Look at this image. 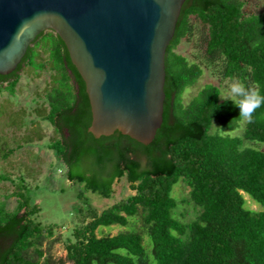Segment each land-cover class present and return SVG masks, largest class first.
I'll list each match as a JSON object with an SVG mask.
<instances>
[{
    "label": "trees",
    "instance_id": "16d2710c",
    "mask_svg": "<svg viewBox=\"0 0 264 264\" xmlns=\"http://www.w3.org/2000/svg\"><path fill=\"white\" fill-rule=\"evenodd\" d=\"M260 1L184 3L166 52L163 123L149 145L120 132L96 138L88 131L92 112L84 81L64 42L52 31L36 38L14 72L0 75V93L15 95L24 68L54 73L43 90L47 107L44 111L36 107L34 112L56 134L48 148L64 165L65 178L84 191L78 193L74 207L80 222L66 244L68 262L264 264V211L247 209L243 198L247 193L264 207V107L249 122L213 84L185 104L183 94L196 85L203 68L176 52L183 40L192 37L191 20L196 19L206 30L203 52L208 64L218 66L223 80H242L264 93V11L247 8ZM243 121L241 136L229 134ZM14 151L3 149L1 159L7 160ZM10 177L0 173L2 181ZM122 179L135 194L99 213L85 193L110 199L115 181ZM20 182H12L14 208L8 207L9 196L0 198V264H55L43 250L55 225L41 222V206ZM179 182L189 189L182 203L198 209L187 223L177 217L179 202L172 197ZM138 216L143 233L97 235L100 227H126ZM144 235L150 250L144 246Z\"/></svg>",
    "mask_w": 264,
    "mask_h": 264
},
{
    "label": "water",
    "instance_id": "95a60500",
    "mask_svg": "<svg viewBox=\"0 0 264 264\" xmlns=\"http://www.w3.org/2000/svg\"><path fill=\"white\" fill-rule=\"evenodd\" d=\"M186 1L0 0V75L52 31L84 81L88 131L149 145L163 123L166 52Z\"/></svg>",
    "mask_w": 264,
    "mask_h": 264
},
{
    "label": "rangeland",
    "instance_id": "374dc122",
    "mask_svg": "<svg viewBox=\"0 0 264 264\" xmlns=\"http://www.w3.org/2000/svg\"><path fill=\"white\" fill-rule=\"evenodd\" d=\"M247 8L252 12L264 11V0L251 2ZM191 24L192 37L183 40L176 52L186 56L191 62L202 65L203 75L195 86L187 89L183 94L185 104L208 84L220 86L221 92L226 91L225 80L221 78L218 66L208 64L204 57L203 39L206 30L196 19H192ZM20 76L15 95H9L7 91L0 93V155L3 149L4 151L15 149L7 160H2L0 156V173L11 174L9 181L0 180V198L9 196L8 207L14 208L16 200L10 196L14 190L12 182L17 184L22 179L27 195L42 208L41 222L44 225H55V234L53 238L44 241L43 250L55 264H61L60 261L71 264L66 260V244L71 238L73 228L80 222L74 216V207L78 193L84 191L82 186L71 184L65 178L64 165L60 164L53 151L48 148L50 140H53L56 134L52 126L34 112L36 107H40L42 111L47 107L43 90L52 82L54 73L49 70L35 72L30 67H26L20 72ZM244 125L245 121L240 123L239 129L229 134L241 136ZM113 188L114 193L110 199H104L92 192L85 193V196L100 213L135 194L126 179L115 181ZM188 191V187L182 182L176 184L172 190V197L179 202L177 217L186 223L194 220L198 213L194 205L182 203ZM243 198L247 209L264 211V207L247 193L243 192ZM142 225V220L138 216L130 219V225L126 227L119 225L100 227L97 235L113 236L132 230L143 233ZM144 246L146 250L151 249L150 240L146 235H144Z\"/></svg>",
    "mask_w": 264,
    "mask_h": 264
},
{
    "label": "clouds",
    "instance_id": "9594fccd",
    "mask_svg": "<svg viewBox=\"0 0 264 264\" xmlns=\"http://www.w3.org/2000/svg\"><path fill=\"white\" fill-rule=\"evenodd\" d=\"M225 85L226 91L219 95L225 100H231L239 108V117L252 122L256 110L264 107V93L248 87L242 80H225Z\"/></svg>",
    "mask_w": 264,
    "mask_h": 264
}]
</instances>
